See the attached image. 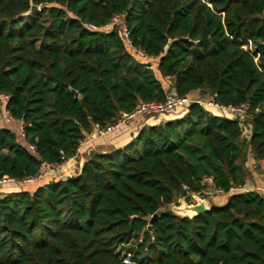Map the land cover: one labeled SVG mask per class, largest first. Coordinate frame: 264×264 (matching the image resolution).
I'll return each instance as SVG.
<instances>
[{
    "label": "trees",
    "instance_id": "1",
    "mask_svg": "<svg viewBox=\"0 0 264 264\" xmlns=\"http://www.w3.org/2000/svg\"><path fill=\"white\" fill-rule=\"evenodd\" d=\"M116 16L131 49L110 26ZM165 84L248 113L192 103L122 148L90 153L75 176L1 195L0 264H264V195L242 190L247 160H264V0H0V95L34 146L0 124V179L74 157L93 125L164 101ZM205 177L224 204L191 218L168 210Z\"/></svg>",
    "mask_w": 264,
    "mask_h": 264
},
{
    "label": "built area",
    "instance_id": "2",
    "mask_svg": "<svg viewBox=\"0 0 264 264\" xmlns=\"http://www.w3.org/2000/svg\"><path fill=\"white\" fill-rule=\"evenodd\" d=\"M111 25H117L120 28V31L123 35V38L129 48L131 47V43L129 40V32L126 29V26L121 21V18L119 16H116L113 18ZM108 26V25H107ZM91 30H96L97 28L93 25L87 26ZM109 27V26H108ZM242 48L245 51H248L249 53L253 52V48L250 42H248L247 45H243ZM134 53L141 57L142 60H144L146 63H148V57L145 56L140 51H134ZM169 83V81H168ZM165 100L162 102L157 101H148V102H140L136 105V107L129 112H121L117 117H115L112 122L109 124H106L105 126H100L98 124L93 125L92 131L90 132V136L92 138H98V137H104L109 134H112L113 132L119 130L120 128L124 126H129L130 124L136 122L138 119H143L146 117L149 118H158L162 116L167 115H175V116H183L187 112V108L192 103H197L200 106L203 107V103L201 100L198 99H191L188 97H178L175 95L173 91H168L167 88H165ZM8 101L7 95H0V124L9 126V124L16 121L10 113L6 110L5 106ZM206 105L211 106L214 109V112H210L213 115L216 116H224V117H231L232 119H239L242 120L248 113V107L246 104H241L238 106L235 105H220L216 102H214L213 99H211ZM204 108V107H203ZM208 111V110H207ZM22 138L24 139V134L22 130ZM24 146L30 151H34V146L28 143H24ZM78 149V147H77ZM77 151V150H76ZM60 163H43L40 167V170L36 175L33 177H29L26 179H23L22 181H16L8 176H3L0 179V186L7 185V184H30V183H36L46 180H56L59 177V174L62 172V168L64 164L68 161L62 152H60ZM259 180L262 184L261 189H256L255 192L264 191V171L261 172L259 176ZM202 185L205 186V189L200 193H194L192 192L187 185H182V190L185 193V196L183 198L188 199V203L192 204L194 203L193 196H198L199 198L203 199L205 202L208 201L209 197L212 194H223V190L221 189H215L213 178L212 177H205L201 181ZM234 190L233 188L230 189V191ZM126 263L129 262V258L125 260Z\"/></svg>",
    "mask_w": 264,
    "mask_h": 264
},
{
    "label": "crops",
    "instance_id": "3",
    "mask_svg": "<svg viewBox=\"0 0 264 264\" xmlns=\"http://www.w3.org/2000/svg\"><path fill=\"white\" fill-rule=\"evenodd\" d=\"M168 85H164V89ZM192 99L201 100V102L206 105L212 98L210 96H202L200 94L194 93L190 96ZM205 109V108H204ZM206 110V109H205ZM182 116L175 115H167L158 118H150L146 121L138 119L136 122L130 124L129 126H124L119 130L113 132L104 137L92 138L89 134L85 135L83 141H81L78 145V149L74 157L68 159V161L64 164L62 168V172L59 174L57 180L65 179L67 177L75 176L80 170L81 164L87 159L90 153H110L116 149L122 148L127 143H129L139 132V130L145 126H153L157 125L161 122L173 120L180 118ZM231 118V117H227ZM145 121V122H144ZM3 128H6L12 131L17 140L24 146V139L22 138V123L19 121H14L9 124V126L1 125ZM249 130L244 131V135L247 136ZM244 170H246L249 174L245 181V187L242 189L243 191H255L256 189H261L262 184L259 180V176L261 172L264 171V160L254 162L251 159H248L244 165ZM49 180L30 183V184H7L0 186V196L4 194H8L11 192H20V191H28L33 192L39 186L47 184ZM260 194L264 195V191H259ZM223 196V195H222ZM214 196L206 202V205L210 208L212 204L221 205L227 201V196Z\"/></svg>",
    "mask_w": 264,
    "mask_h": 264
},
{
    "label": "water",
    "instance_id": "4",
    "mask_svg": "<svg viewBox=\"0 0 264 264\" xmlns=\"http://www.w3.org/2000/svg\"><path fill=\"white\" fill-rule=\"evenodd\" d=\"M34 11H38V7L31 5L30 9L28 12L25 13V15H28ZM207 92V90H204ZM74 95L76 98L79 97V94L76 91H73ZM209 95L211 96V93H209ZM214 102H216L214 100ZM179 203L175 204L172 203L168 206V210L175 213L176 215L180 216V217H193V216H197L200 214L205 213L206 211L209 210V207L206 205V202L199 198L198 196H193V200L194 203L189 204L185 198H183L182 196L179 197ZM164 212V210L162 211ZM157 214L152 215V217L150 218V223L157 217ZM150 229V228H149Z\"/></svg>",
    "mask_w": 264,
    "mask_h": 264
},
{
    "label": "rangeland",
    "instance_id": "5",
    "mask_svg": "<svg viewBox=\"0 0 264 264\" xmlns=\"http://www.w3.org/2000/svg\"><path fill=\"white\" fill-rule=\"evenodd\" d=\"M121 32V31H120ZM121 36H122V38H123V35H122V33H121ZM123 40H124V38H123ZM124 42H125V40H124ZM126 43V42H125ZM129 48V47H128ZM131 49V48H130ZM138 58H139V60H141L142 58L141 57H139V56H137ZM156 59H152V58H149L148 59V64H150V66H151V68H152V70H154L155 69V65H156ZM203 107L205 108V106L203 105ZM206 109V108H205ZM214 112V111H213ZM147 119H150L149 117H146V118H143V120H147ZM144 121V122H145ZM179 199L176 201V202H174L175 204H177V203H179Z\"/></svg>",
    "mask_w": 264,
    "mask_h": 264
},
{
    "label": "bare ground",
    "instance_id": "6",
    "mask_svg": "<svg viewBox=\"0 0 264 264\" xmlns=\"http://www.w3.org/2000/svg\"><path fill=\"white\" fill-rule=\"evenodd\" d=\"M205 108H206V109H210V110H213V111H214V109H213L211 106L205 105Z\"/></svg>",
    "mask_w": 264,
    "mask_h": 264
}]
</instances>
